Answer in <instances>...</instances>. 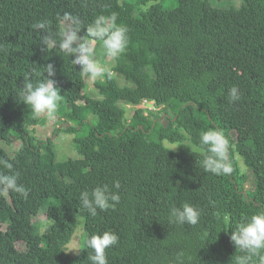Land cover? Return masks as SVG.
<instances>
[{"label": "trees", "instance_id": "obj_1", "mask_svg": "<svg viewBox=\"0 0 264 264\" xmlns=\"http://www.w3.org/2000/svg\"><path fill=\"white\" fill-rule=\"evenodd\" d=\"M166 1L0 0V160L13 165H0V173L19 172L18 183L30 190L27 199L13 191L0 195V264H91L85 240L105 231L119 237L106 249L108 264H233L244 254L231 232L264 210V0H244L240 9L208 0L168 7ZM114 12L129 30V44L113 71L131 83L96 80L100 96L84 99L86 77L80 66L69 67L75 57L45 46L47 33L33 25L47 21L59 42L64 13L80 18L79 35L86 36L96 17ZM47 64L62 96L55 133L76 134L81 158L57 162L54 142L32 133L31 107L18 97L25 77L46 79ZM233 86L241 93L234 103ZM145 100L160 110L145 115L127 106ZM181 128L195 145L203 131L223 130L234 146L233 173L205 172L200 152L183 144L169 150L166 142L185 139ZM244 128L252 136L236 139ZM16 139L21 146L11 155L3 145ZM240 159L253 189L246 188ZM104 185L118 192L120 203L93 217L80 194ZM185 203L200 210L197 225L169 222L171 209ZM82 210L83 255L74 260L67 247ZM41 215L48 218L44 232L36 221Z\"/></svg>", "mask_w": 264, "mask_h": 264}, {"label": "clouds", "instance_id": "obj_2", "mask_svg": "<svg viewBox=\"0 0 264 264\" xmlns=\"http://www.w3.org/2000/svg\"><path fill=\"white\" fill-rule=\"evenodd\" d=\"M118 16L114 12L110 16L100 15L87 26L86 36L79 33L82 29V22L78 16L71 13H64L63 22L69 27L59 33L61 39L57 42L53 39L48 30V22L40 21L33 25V29L43 30L47 33L43 37V44L49 48L58 46L61 50L67 52L71 57L73 65L80 66V73L91 81L105 78L112 79L116 74L113 71L115 61L126 52L129 44L128 28L125 25L117 23ZM97 42L101 45V54L106 56L112 63H101L97 59ZM47 73V76L44 74ZM37 76L41 73L36 72ZM43 75L46 77L37 83H33L29 77H25L22 87L18 92V97L22 102L31 107L34 118L45 116L47 119H55L57 110L62 101V96L57 90L56 82L51 79L55 75V69L52 64H47ZM230 102L240 100L241 93L237 86L229 90ZM185 139L176 144H169V150L176 149L183 144L187 149L200 152L201 166L205 172L213 175H230L234 171L232 149L233 145L225 135L223 130L212 128L203 131L199 137V144L195 145L191 137L184 131L179 130ZM167 143V142H166ZM0 165L6 169H13L12 163L7 160H0ZM19 172L12 171L9 174L0 173V195L13 191L23 198L27 199L29 189L23 184L18 183ZM117 189L120 187L119 181L114 185ZM80 200L84 209L95 217L97 210L106 211L109 208L115 209L120 203L118 192H111L107 185L97 186L89 191H83L80 194ZM200 210L190 203H185L182 207H173L170 211L169 222L176 224L197 225L200 221ZM231 240L243 255L236 256L233 264H264V210L251 215L244 221L236 225L235 230L231 232ZM119 237L112 231H105L101 234H93L87 237L85 245L91 250L88 256L91 264H108L106 249L117 245ZM75 250V249H70ZM69 250V251H70ZM179 254L178 259L182 257ZM182 264V261H181Z\"/></svg>", "mask_w": 264, "mask_h": 264}, {"label": "rangeland", "instance_id": "obj_3", "mask_svg": "<svg viewBox=\"0 0 264 264\" xmlns=\"http://www.w3.org/2000/svg\"><path fill=\"white\" fill-rule=\"evenodd\" d=\"M210 4L217 8H235L240 9L243 7L245 1L244 0H208ZM153 3V2H152ZM155 3V2H154ZM177 4L176 0H168L165 2V5L168 7H173ZM149 8V6H146L145 9ZM69 27L67 23H64V28L66 29ZM98 46V47H97ZM95 48L97 50V59L100 60V62L103 63H112L106 56L101 54V45L99 42L95 45ZM145 49V48H144ZM116 63V61H115ZM76 65H73L72 62L69 63L70 69L73 71ZM116 74V73H115ZM114 78L117 79L119 84L121 86L129 85L131 82L127 81L124 76L120 74H116ZM106 79V78H105ZM103 79V80H105ZM87 89L85 91V98H98L100 96V93L95 87V81H91L87 79ZM99 80V79H98ZM159 84H162V79L158 80ZM130 112V111H129ZM42 120H45V123L39 122L36 118H30L29 119V127L38 138L40 139H47L50 138L54 142L55 145V151H56V160L57 162H63L68 159H78L81 158L80 153L77 150V147L74 142V138L76 134L67 133V132H59L55 133V130L57 129L59 123L57 122V117L55 119L49 120L45 116L40 117ZM93 120H95L93 118ZM17 137V134L14 135ZM234 136L236 139L244 140L246 138H249L252 136V132L249 129H241L239 132H235ZM169 144H176V143H166ZM9 154H13L17 149L21 146V140L16 139L13 144L3 145ZM178 148V147H177ZM176 148V149H177ZM240 165L243 170V172L246 173L245 180H246V188L247 189H253L255 187V180L253 175L249 172L247 167L244 165L243 161L240 159ZM36 221L40 224V229L42 232H44L46 228V224L48 222V218L46 215H41L40 217L36 218ZM78 228L77 231L72 239V241L68 244L67 251L70 253V255L73 257L74 260H79L82 255V245L84 243V237H85V221H86V214L82 210L80 211L78 215ZM14 241H16V237L13 235L12 237ZM17 246L19 248H23V244L21 242L17 241ZM75 249V250H70ZM70 250V251H69Z\"/></svg>", "mask_w": 264, "mask_h": 264}, {"label": "built area", "instance_id": "obj_4", "mask_svg": "<svg viewBox=\"0 0 264 264\" xmlns=\"http://www.w3.org/2000/svg\"><path fill=\"white\" fill-rule=\"evenodd\" d=\"M127 106L129 108H135V109L143 110L145 115H149L151 110H160V108L157 107L154 102L149 101V100L143 101L140 105L132 106V105L128 104Z\"/></svg>", "mask_w": 264, "mask_h": 264}]
</instances>
